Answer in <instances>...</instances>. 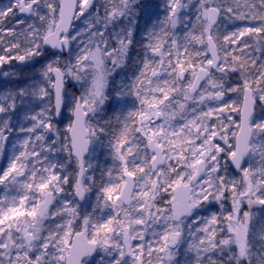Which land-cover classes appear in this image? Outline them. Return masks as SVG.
Masks as SVG:
<instances>
[{
  "label": "snow or ice",
  "instance_id": "1",
  "mask_svg": "<svg viewBox=\"0 0 264 264\" xmlns=\"http://www.w3.org/2000/svg\"><path fill=\"white\" fill-rule=\"evenodd\" d=\"M0 161V264H264V0H7Z\"/></svg>",
  "mask_w": 264,
  "mask_h": 264
},
{
  "label": "rangeland",
  "instance_id": "2",
  "mask_svg": "<svg viewBox=\"0 0 264 264\" xmlns=\"http://www.w3.org/2000/svg\"><path fill=\"white\" fill-rule=\"evenodd\" d=\"M147 2L149 4H162L163 0H147ZM6 3H7V0H0V5L6 4ZM161 15H162V13H161ZM238 26H244V25L241 24V25H238ZM229 30H231V29H229ZM255 55H259V53H256ZM231 98L234 99V100L242 99L241 97H238L235 94H233ZM259 112H260V106L258 105V107H257V113H259ZM2 164H3V162L0 161V165H2ZM170 195H171L170 193L165 194L164 199L165 200L170 199ZM212 211H219V210L218 209H212Z\"/></svg>",
  "mask_w": 264,
  "mask_h": 264
}]
</instances>
